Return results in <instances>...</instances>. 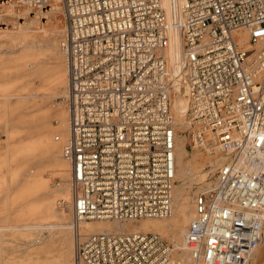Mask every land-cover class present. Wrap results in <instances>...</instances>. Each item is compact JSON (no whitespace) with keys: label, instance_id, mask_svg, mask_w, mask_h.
<instances>
[{"label":"built area","instance_id":"2783aa9c","mask_svg":"<svg viewBox=\"0 0 264 264\" xmlns=\"http://www.w3.org/2000/svg\"><path fill=\"white\" fill-rule=\"evenodd\" d=\"M61 10L76 223L171 217L181 87L189 149L223 159L195 197L183 262L159 234L128 232L84 236L72 264H250L264 245V0H61Z\"/></svg>","mask_w":264,"mask_h":264},{"label":"rangeland","instance_id":"374dc122","mask_svg":"<svg viewBox=\"0 0 264 264\" xmlns=\"http://www.w3.org/2000/svg\"><path fill=\"white\" fill-rule=\"evenodd\" d=\"M51 3L16 6L14 14L0 10V264H72L79 239L90 232H105V227H120L114 221H91L93 224L77 229L73 211L59 205L60 200L69 198L71 171L61 157L60 143L62 149L65 143L57 140L59 134L67 133L66 106L61 105L62 90L67 86L66 63L60 50L64 22L59 0L56 14H44ZM21 23L35 34L18 38ZM175 41L181 44L178 36ZM179 90L185 106L181 114L174 110L172 98L177 130L181 132L177 146L189 154L180 169L185 173L188 162L198 159L193 174L200 177L194 183L187 176L181 182L176 179L175 190L182 189L190 196L185 211L177 208L176 192L173 216L138 222L140 226L158 224L159 235L173 247L175 230H187L195 212V197L213 181L210 162L217 160L189 149L188 97L185 86ZM259 251L264 256V245Z\"/></svg>","mask_w":264,"mask_h":264},{"label":"bare ground","instance_id":"6f19581e","mask_svg":"<svg viewBox=\"0 0 264 264\" xmlns=\"http://www.w3.org/2000/svg\"><path fill=\"white\" fill-rule=\"evenodd\" d=\"M49 1H50V3L52 1L51 6H50L51 8L49 10L45 11L44 14H48V13H52V12L54 14H56L57 11L59 10L58 7H57V1L58 0H49ZM59 1L61 3V0H59ZM20 4H22V3L17 2L15 0H8V1H5L4 3H0V6L4 7V8H0V10L2 9L3 12L4 11H7V12H10L11 14H14V9L16 8V6L18 8H20L22 6ZM24 5H23L24 7H27L28 6L26 4H24ZM9 7H11V9ZM28 12L29 11H26V14H28ZM34 18H36V17H34ZM26 25H25V23H21V30L18 31V38L19 37H22V36L25 37V36H27L29 34H35V31L31 27H28ZM46 35H47V33H46ZM237 36H241L242 37L243 35H242V33H239ZM174 37L176 39L177 35L175 34ZM243 37H244V42L246 43V49H250L251 47L247 44V42H248L247 35L245 34ZM26 41H27V38H26ZM22 42H23V40H22ZM175 45H176L175 48L170 52L169 55H170V58L171 59L173 58L171 60V62H170V64L172 63L171 64V71L173 73H178L180 71V69H181V64H179V61L177 59H175V57H173V56L178 52L179 49H181V44L178 43V42H176ZM66 73H67V67H66ZM67 88H68V73H67V86H66V89H65V91L62 90L63 97L67 93ZM185 90H186V94H187V97H188V92H187V88L186 87H185ZM172 98L174 100V103H173L174 104V110H176V113L181 114L182 111H183V108L185 107L184 106V99L182 97L181 91L179 89L176 90L174 92ZM188 106H189V97H188L187 110H188ZM65 110L67 112V122L65 123V126L67 128V133L64 136H62L61 134H59V137L57 136L58 137V141L59 140H62L63 143H66V141H67V139L69 137V115H68L67 109H65ZM56 123H58L59 125L61 124L59 120H56ZM180 134H181V132H180ZM180 138H181V135H180ZM180 138H178V140H177V145H178V141L180 140ZM60 144H61V157L63 158V156H62V143H60ZM187 154L188 153H186V151H184V149H182V147L177 146V151H176V155H177L176 179L178 178V181L180 180V182H181V179H183L184 177L187 176L190 179V183H194L200 177L199 174H196V175L193 174V172H194L193 171V167H194L195 163L198 161V159H193L192 161H189L188 162L187 169H188L189 172L186 171L185 173H182L181 172V169H180V167L183 165V161L185 160ZM188 155H187V157H188ZM216 158H217L216 161L210 162L211 170H209V171L211 172V178H212L213 181L211 183H209L208 186H210V185H212V184L215 183V181H216L215 170H216V168H219L220 165L223 163V159L222 158H219L218 156H216V157L214 156V160ZM211 160H213V159H211ZM70 171H71V168H70ZM67 187L69 188V191H70L69 198L68 199H62V200H64V201L67 202V206L66 207L67 208H70L71 211H72V207H73V205H72L73 195H72V190H71V187H70V180H69V184L67 183ZM176 192L178 194V200H176L177 201V208H178L179 211H182L183 212V211H185V208L187 206L188 200L190 199V196L189 195L186 196L182 192V189H176L175 190V188H174V192H173V205H175V199H176V195H177ZM172 214H173V212H172ZM171 216H173V215H171ZM193 218H194V216H193ZM147 220H149V221H145V222H151V220H154V219H147ZM73 222H74V225H75V227L77 229H80L83 224H93V223H89V222L76 223L75 220H74V218H73ZM138 222L141 223L140 221H137V222H125V223L115 222L116 224H119L120 227H117V228H114V227H112V228L105 227L104 230H103L105 232H102L101 231L102 229H101L100 230L101 231L100 233H109V232L110 233H114V234L115 233L116 234H119V233H128V232L158 233V232L161 231V227L158 224L157 225L149 224V225H142V226H140V224ZM173 224H174V221H173ZM171 228L174 229L175 227L172 226ZM90 229H92V228H90ZM186 231L184 232L182 230H175V233H176V242L174 241V243H175V247L174 248H175V251H176L175 252L176 253L175 254V259L178 262H183L186 259V253L183 251V246H184V240H185ZM90 233L91 234H98V233H94V232H90ZM91 234H89V235H91ZM158 234H160V233H158ZM178 242H180L181 245H179ZM259 250L260 249H258L255 252V254H254V256H253L252 261H251L250 264H264V256H263V254L259 253L260 252Z\"/></svg>","mask_w":264,"mask_h":264}]
</instances>
